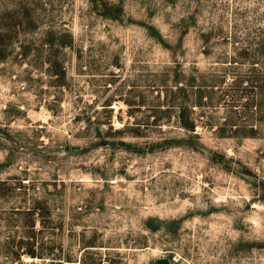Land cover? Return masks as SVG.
Masks as SVG:
<instances>
[{
  "label": "rangeland",
  "instance_id": "obj_1",
  "mask_svg": "<svg viewBox=\"0 0 264 264\" xmlns=\"http://www.w3.org/2000/svg\"><path fill=\"white\" fill-rule=\"evenodd\" d=\"M0 264H264V0H0Z\"/></svg>",
  "mask_w": 264,
  "mask_h": 264
}]
</instances>
